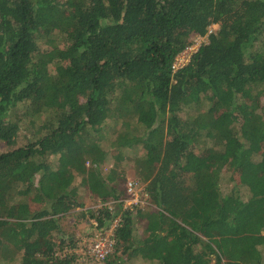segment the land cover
<instances>
[{
    "label": "trees",
    "instance_id": "obj_1",
    "mask_svg": "<svg viewBox=\"0 0 264 264\" xmlns=\"http://www.w3.org/2000/svg\"><path fill=\"white\" fill-rule=\"evenodd\" d=\"M79 188L102 264H264V0H0V264H78Z\"/></svg>",
    "mask_w": 264,
    "mask_h": 264
},
{
    "label": "rangeland",
    "instance_id": "obj_2",
    "mask_svg": "<svg viewBox=\"0 0 264 264\" xmlns=\"http://www.w3.org/2000/svg\"><path fill=\"white\" fill-rule=\"evenodd\" d=\"M217 27H215V28L211 27V28L213 30V29H216ZM192 37H196V36L192 35L190 37V41L193 44H195V45H190L193 48H195V47L197 48L202 43H205L207 41V36L198 38V41H196L195 38L192 40ZM22 143H23V135H22V132H19L18 144L20 145ZM127 158H128L127 166L126 167L124 166V168H117V169L119 172H122L125 174L126 181L129 182L131 180H136L137 175H136V171L134 168V164L130 161L131 159L129 157H127ZM125 160H127V159L125 158ZM123 161H124V159H123ZM113 165H114V160L106 161V166L104 168L105 172H107V170L109 168H111ZM223 183H224L225 187H230L233 185L231 183L229 175H227L226 171L224 174ZM76 185H78V181L76 182ZM139 185H140V187L135 192L136 196H129L126 194V196L124 197L125 199L123 200V208L127 209V208L134 206V205H131V203L134 202L135 200H138L139 201L138 205H142L141 208L143 209V211L151 212L152 206L147 201V197H146L147 194L144 193L145 192V189H144L145 186L143 184H139ZM124 187L126 188V185ZM79 197L82 198V202L84 203L85 207L83 209H80V208L76 209L75 212H76V214H79V212H82V213L85 212L86 215L85 216H77V215L66 216L61 221L62 230L65 234H70V235H73L75 237L76 247L74 248V250H72L70 252H74L76 254V257H77L76 262L78 261V264H102V262L95 260L88 253L90 244L94 241L95 238H97L99 231H97L93 228L96 225H95L93 220H89L90 214L86 213V210H90V209L96 210V209L101 208L102 205H101V203L92 199L90 197L89 193L86 192V190L84 188H79ZM111 203H110V205H111ZM107 205H109V204H107ZM146 226H147L146 220H140L139 219L138 225H137L138 233L143 234ZM113 229H114V227H111L109 230L104 231L102 233H105L108 236H112ZM66 244H68V241H66ZM127 264H139V261L131 260Z\"/></svg>",
    "mask_w": 264,
    "mask_h": 264
},
{
    "label": "built area",
    "instance_id": "obj_3",
    "mask_svg": "<svg viewBox=\"0 0 264 264\" xmlns=\"http://www.w3.org/2000/svg\"><path fill=\"white\" fill-rule=\"evenodd\" d=\"M215 27H217V25L212 26V28H215ZM212 28L209 30V32L212 31ZM194 38L196 41H198V38H200V36L192 37V40ZM191 45H195V44L192 43ZM199 47L193 48V47L189 46L181 54H179L177 56L174 64H173V70L177 71L178 69L187 65L190 61L192 54L197 52ZM139 184L140 183H138L136 180H131V181L127 182V184H126L127 195L136 196L135 192L140 187ZM146 197H147V195H146ZM138 202H139L138 200H135L134 202L131 203V205H137ZM116 223H118V220L116 221ZM102 232H104V231H99L97 238H95L94 241L90 244L89 251H88V253L91 255V257L94 258L95 260L99 261V262H102L110 254H112L114 252V246H115L114 238L112 236H108Z\"/></svg>",
    "mask_w": 264,
    "mask_h": 264
},
{
    "label": "bare ground",
    "instance_id": "obj_4",
    "mask_svg": "<svg viewBox=\"0 0 264 264\" xmlns=\"http://www.w3.org/2000/svg\"><path fill=\"white\" fill-rule=\"evenodd\" d=\"M111 207V206H110Z\"/></svg>",
    "mask_w": 264,
    "mask_h": 264
}]
</instances>
